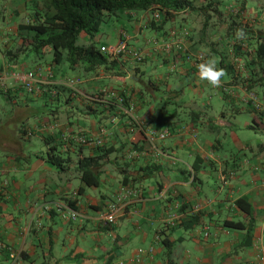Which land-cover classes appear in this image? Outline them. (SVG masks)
<instances>
[{"label":"crops","instance_id":"0c3cea01","mask_svg":"<svg viewBox=\"0 0 264 264\" xmlns=\"http://www.w3.org/2000/svg\"><path fill=\"white\" fill-rule=\"evenodd\" d=\"M149 13L144 11L141 20L134 19L135 11L124 13L134 20V36L125 30L128 43L144 52L143 62L124 55L114 60L121 74L101 67L102 71L87 73L86 79L74 76L83 79L85 94L114 88L124 93V104L116 96L102 95L90 103L85 96L71 95L65 87L55 90L50 82L69 78L52 73L58 64L53 61L45 67L29 68L20 61L27 51L8 55L12 41H7L8 32L1 31L0 74L9 68L41 69L43 82L39 90L29 92L14 79L0 78V264H166L164 239L173 245L175 264H257L259 252L264 253V149L260 148L264 141H239L240 153L221 154L225 143L219 138L218 124L230 123L225 121L226 109L220 112L223 119L209 115L210 101L204 103L201 98L211 85L199 78L198 71L199 64L213 59L229 77H221L216 87L224 92L222 98L247 105L244 86L254 91L251 87L264 85V63L254 62L255 53L249 48L264 37L260 33L264 21L249 23L251 32L238 39L241 19L237 16H223L219 26L209 20L197 33L193 22L177 13L156 26ZM185 23L191 25L190 35L181 40L183 48L168 57L154 41L169 38L173 31L183 36ZM144 27L153 34L139 43L131 42L142 35ZM96 40L101 39L97 36ZM221 41L228 44L229 52L225 47L221 51ZM106 45L110 44L100 46ZM199 53L205 55L203 62L186 59ZM170 58L178 63L174 72L168 68ZM239 62L251 64L239 74L234 64ZM74 69L83 72L80 67ZM185 84L191 90L185 91ZM229 88L231 92L238 88V92L228 94ZM259 97L264 105V97ZM39 100L57 107L52 118L37 116ZM247 106L251 122L246 128L252 130L254 123L255 131L264 133V107L255 110ZM88 113L95 115L89 125L81 120ZM164 123L170 127V135L164 140L149 139L148 129L161 128ZM80 130L101 138V147L108 149V156L101 160L98 187L85 186L76 165L82 155H99V147L76 142L69 150L63 146L65 135ZM193 130L198 133L196 138ZM38 137L47 145L46 152L31 150ZM55 144L65 153L77 155L76 160L69 156L64 171L47 160V151ZM112 182H118L117 186L101 191ZM123 186L135 190L117 221L106 223L102 214ZM88 188L98 192L90 193ZM240 199L252 216L239 206ZM65 201L77 211V219H71L66 208H59ZM172 217L175 224H170ZM252 220L250 234L247 229L227 225ZM141 248L145 253L137 259Z\"/></svg>","mask_w":264,"mask_h":264},{"label":"rangeland","instance_id":"374dc122","mask_svg":"<svg viewBox=\"0 0 264 264\" xmlns=\"http://www.w3.org/2000/svg\"><path fill=\"white\" fill-rule=\"evenodd\" d=\"M210 1L211 0H197L196 6L201 7V6L207 5L209 4ZM228 4H233V5L235 4L239 6L240 2L238 0H222V4L219 6V9L217 10L215 9V7H218V5H215L214 3L212 6H210V12L204 11V9L199 10L200 8H196V10L194 11H191L190 9L187 11L179 12L176 15L185 21L191 20V22H193V26L195 27L194 29L196 30L197 33L201 30L203 25L206 23L207 15H209V20H210L209 24H211L212 22L214 23L216 22V25L218 26H219V22H222L223 16L228 17L229 15L233 14L234 17L236 16L239 17L241 19V23H240L241 26L238 29L242 31L245 36L249 34V31L251 32V30H248L249 23H255L254 20L257 21L258 24L264 21V0H245L243 10L235 15L234 13H232L231 11L225 8V6H227ZM239 9L241 10V8ZM37 11H40V12L46 11L45 0H0V40L2 38V35L4 34L1 31L8 32L7 41L9 43H11L12 41L11 45L8 46L10 48L12 47L11 54H8L9 56L11 55L16 56L17 52H20V53L22 51L25 52L26 50L30 48L31 43L33 41V38H32L33 33L28 32L25 29L22 30L20 26L35 23V20H36L35 15ZM135 12L136 14L133 16L134 19L136 18L138 20H141L144 14V11H135ZM124 13H125L124 11L122 13H120L119 11L117 16L116 15L113 16L112 19L102 24L100 33L98 35L101 40L97 41V45L99 46L101 44H110L106 46L115 45L119 37V32H120L119 28L122 26L124 30L123 32H126L125 30H127L128 34H130L131 36H134L135 34L134 33L135 29L133 27L134 20L132 19L131 16H127V14L125 15ZM148 15H150V13ZM171 17L172 16H168L166 18L170 19ZM147 24H149V22ZM183 25L185 26L183 28V32L188 31L189 30L188 27L191 26V25H188L187 23ZM261 27H264L263 24L261 25ZM143 30L144 32L139 37L140 39L133 38L131 39V42H134L135 44L139 43L141 42L140 40H142L144 36L145 38H147V36L153 34L150 28L144 27ZM260 33H264V30H260ZM84 35L85 34H82V36H80V39H79L80 44H85L87 42L86 38L83 37ZM154 38L156 39L157 37L154 36ZM164 38L165 37H162V38L159 37L156 40H158L161 43L163 42ZM185 39L184 41H186ZM259 42H264V40L260 39ZM227 46L228 44L225 41L220 42L221 51L224 50L223 47L226 48ZM249 46H250L249 48H252L253 53H255L257 41H256L255 46H251V45ZM226 50L227 52H229L227 48ZM21 57L22 58L20 59V61L21 62L25 61L29 68H34L35 66H39V65L42 67H45L46 64L52 63L54 61V51L52 47L49 46L44 50V53L42 55H38L36 52L28 50L25 54H22ZM246 59L248 58L246 57ZM239 63L242 64V62H239ZM234 64H238V63H234ZM38 68H41V67H38ZM100 70L102 71V68H100ZM52 73L56 75L57 77L67 76L71 78L74 76H80L85 79L89 75L87 74L88 72L83 71L80 74L79 69L71 68L66 59H64L60 64L56 65V69H54ZM222 78L228 79L229 77L228 75L224 73ZM186 80L189 82L190 79L187 78ZM188 82H186L187 85H189ZM101 83L104 84L103 81H101ZM186 84L184 88L185 91H189V89L191 90V87L190 86L186 87L187 86ZM212 87L213 86H209L205 88L204 94L201 99L204 103L210 101L211 106L209 107V110H210L209 115L214 117L216 120L223 119L221 117L220 112L223 109H226L227 115L225 117V121L230 123L229 125H225V124H222L221 121H219V124H218L219 138L222 139L225 143V147L221 151V154L229 155L231 152L240 153L236 145V142H239V141L242 143L248 141V142H251L252 144H255L257 142V139H262L264 141V133L255 131L253 129L251 130L249 128H246V123L251 122V114L247 106L248 104H250L249 101H245L247 103L246 105L242 101L241 102L234 101L232 98L223 99L222 97L224 95L223 94L224 92H222L216 87H213V88ZM252 88H254V91L258 94V96L262 95L264 97V94H263L264 85L258 86L257 87L258 89L255 86L251 87V89ZM229 91L231 92L230 88L228 89V92ZM81 92L86 97L85 99H87V96H90L88 94H85L82 90ZM237 92H238V88H234L233 93L236 94ZM44 101L39 100L36 102L35 111L37 112L39 111L37 113L38 114L37 116H41L42 118L43 117L52 118L51 112L56 110L57 107L52 103H49V102L46 103ZM158 104L160 105V102L156 103L155 106ZM235 110H239V112L235 113ZM91 119L94 120L95 115L90 114V113L86 114L85 116L81 118L82 122L88 125ZM216 135H218V133H216ZM46 149H47V145L41 138L38 137L37 139L33 140V145H31L32 151H35L36 153L37 151L46 152ZM84 152L88 153V147L84 148ZM69 156H71V158H73L74 160H76L77 158V155L75 153L71 155H69L68 153H64V157H69ZM74 184L75 186H78V181L75 180ZM117 184L118 182H112L110 185H105V187H102L101 191L106 192L107 189L114 188L115 186H117ZM88 191L90 193H94V191L98 192L97 190L92 191L89 188H88Z\"/></svg>","mask_w":264,"mask_h":264},{"label":"trees","instance_id":"16d2710c","mask_svg":"<svg viewBox=\"0 0 264 264\" xmlns=\"http://www.w3.org/2000/svg\"><path fill=\"white\" fill-rule=\"evenodd\" d=\"M196 1L197 0H45L46 11L36 12L35 23L21 25L20 27L22 30L25 29L33 33V41L28 50L42 55L44 50L50 46L54 51V61L57 64H60L66 59L71 68L80 67L83 71L88 73L103 67L110 72L121 74L116 61L113 59L111 60L102 53L100 46L97 45L96 38L100 33L103 23L112 19L113 16H117L119 11L130 12L162 9L166 10L165 16L168 17L172 16L174 12H182L190 9L194 11L196 8L210 12V6L214 3L218 5V7H215L216 10L219 9V6L222 4V0H211L209 4L198 7L196 6ZM238 1L240 2L239 6L228 4L225 8L229 10L234 7L235 11L232 13H234V15L238 14L243 10L245 0ZM239 8H241V10ZM206 17L205 25L207 26L209 15ZM155 24L158 25L159 23L155 21L153 26H156ZM82 34H85L83 36L87 41L85 44L79 43ZM259 40L257 41L255 51L256 59L254 62L259 60L264 63V42H259ZM262 40H264V37ZM8 54H11V51H8ZM250 64L251 63H248L246 66L249 67ZM1 70L2 68H0V71ZM81 85L82 84L79 86L80 89ZM54 87V89L61 88L60 86ZM221 87L224 88L223 86ZM108 90L116 91L114 88H108ZM68 91L71 95L74 94L72 90L68 89ZM226 92H228L227 89ZM54 93V95H58V90ZM228 93L234 94L233 90ZM74 96L84 97L82 93H76ZM161 125L164 126L165 123ZM250 127L257 130L254 123L251 124ZM259 128L260 126H258V129ZM58 146L59 145L55 144L49 147L47 151V160L58 170L64 171L69 167V157H64L65 152ZM260 148L264 149V144L260 145ZM98 150L100 151L99 155H82L78 159L76 169L85 186L98 187L101 184V172L99 169L101 168V160L108 156V149L100 146ZM82 188L83 187H81L80 190H82ZM70 204H72V202ZM238 204L252 216L251 210L243 204L242 199L238 200ZM252 224L253 220L248 224H244L241 221H231L227 223L229 227L235 229H247L248 234L253 230ZM163 242L166 246V264H175L172 257V243H168L166 239H164Z\"/></svg>","mask_w":264,"mask_h":264},{"label":"built area","instance_id":"2783aa9c","mask_svg":"<svg viewBox=\"0 0 264 264\" xmlns=\"http://www.w3.org/2000/svg\"><path fill=\"white\" fill-rule=\"evenodd\" d=\"M231 12L235 11V8H230L229 9ZM163 11H154L152 13V20L154 21H161L162 19V14ZM121 37L120 41L117 45L113 46H101L100 50L102 53H104L107 57H109L111 60L115 59H120V57L127 55L129 57H132L136 62H143L145 59V54L143 51L139 50L138 48L132 47L128 43V38L127 35L122 31L121 32ZM183 36L180 34H177V32L173 31L169 35L168 39H164L163 42H159L158 40L154 41V44L161 48L162 51H164L168 57L171 56L172 54H176V51H178L179 48H183V45H181V40L188 37L189 31H184ZM245 46V44H243ZM187 60H193L195 62H203L205 60V55L203 53H199L197 55H187L186 57ZM169 70L171 72H174L177 69V60L170 58L169 59ZM245 65L244 63L236 64L235 65V71L237 73H241L245 71ZM42 72L41 69H31V70H24L20 71L17 69H8L4 73L0 74V78L4 77H9L11 79H14L17 83L22 85V87L29 91V92H34L40 89V84L43 82L42 78ZM82 79L80 77H72L68 79H64L63 81L60 82H50L51 85L54 86H62L65 87L66 89H70L73 91L74 94L76 93H82L80 90V84H82ZM56 90V89H55ZM244 90L247 93V101H249L250 105L255 109V110H260L262 107H264L263 102L260 100L258 94L254 91H251L248 87L244 86ZM102 95L106 96H116L120 103L124 104L126 102V97L124 93H121L119 91H112V90H103L101 93L93 94L90 96H87V99L90 103H95ZM132 109H129V111ZM133 117V116H132ZM134 118V117H133ZM135 119V118H134ZM170 127L167 125H164L161 128L157 127H150L148 129V137L151 140H164L167 138V136L170 135ZM193 137L196 138L197 132L193 130L192 133ZM73 142H76L81 145H91V146H97L100 147L103 145V140L101 138H94L90 137L85 131L80 130L77 131L74 134H67L65 135L63 139V146L66 149H70L73 144ZM159 152V151H158ZM161 153V152H159ZM164 154V153H163ZM174 163L177 161L176 158H172ZM135 189L128 188L127 186H123L121 188V191L118 193V196L115 201L110 203L108 205V210L105 211L102 214V220H104L106 223L113 224L117 221L119 215L122 212V206L124 205L126 199L129 197L131 192H133ZM59 208H66L70 214L71 219H77L78 218V213L76 210L70 207L69 202L65 201L64 204L59 205ZM170 224H175V217L171 218ZM208 235V233H206ZM145 253V249L141 248L138 251L137 254V259L141 257ZM257 264H264V253L261 251L259 252L257 256Z\"/></svg>","mask_w":264,"mask_h":264},{"label":"clouds","instance_id":"9594fccd","mask_svg":"<svg viewBox=\"0 0 264 264\" xmlns=\"http://www.w3.org/2000/svg\"><path fill=\"white\" fill-rule=\"evenodd\" d=\"M149 11H150V14H151V18H152V13L154 11H163L164 12L162 14L161 21L164 19V17H167V16H165L166 15V10H162V9H153L152 10V9H150ZM174 13H179V12H174ZM152 21H154V20H152ZM161 21H159L157 23H161ZM243 37H244V33L242 31L237 33V38L238 39H242ZM164 39H168V38H164ZM198 71H199V78L201 80H207L209 82V84L211 86H213V87H218L220 85L221 77H223V75H224L223 70L217 68L216 63H215V61L213 59H209L206 62L199 64L198 65Z\"/></svg>","mask_w":264,"mask_h":264}]
</instances>
